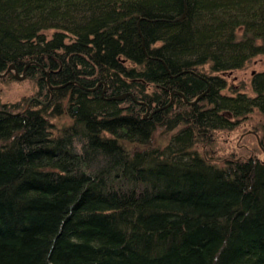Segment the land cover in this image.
<instances>
[{"label":"trees","instance_id":"1","mask_svg":"<svg viewBox=\"0 0 264 264\" xmlns=\"http://www.w3.org/2000/svg\"><path fill=\"white\" fill-rule=\"evenodd\" d=\"M257 54L264 0H0V72L28 64L47 98L2 104L0 264H264V160L196 147L264 115V69L252 94L215 73Z\"/></svg>","mask_w":264,"mask_h":264},{"label":"rangeland","instance_id":"2","mask_svg":"<svg viewBox=\"0 0 264 264\" xmlns=\"http://www.w3.org/2000/svg\"><path fill=\"white\" fill-rule=\"evenodd\" d=\"M47 33L50 34L51 30L49 29ZM208 68V63L198 67L199 70L202 69L205 72L208 71ZM262 69H264V54H257L240 68L215 73L224 77L228 84V87L224 88L223 92L230 93L231 89L241 88V90L252 94L251 76L253 72ZM39 90L38 80L32 76H25L22 79L12 76L0 77V105L5 103V105L9 106L11 103L20 101L23 107L31 105L39 107L40 104H35L34 100L28 103L34 95L47 100V98L39 94ZM60 103L62 112L48 117L53 134L58 133L60 128L67 126L73 119L74 111H72V107L75 106V102L69 104L70 101L66 97ZM51 107L49 110H51ZM263 122L264 115L254 109L245 117H241L234 127L214 129L208 144L197 142L196 147L217 164H222L226 158L247 159L255 157L264 160V152L258 145L256 136L259 134L261 139L264 138L261 129V123ZM176 130L177 128L166 130L162 126H157L153 132L151 143L154 145H165ZM126 145L129 146L128 143Z\"/></svg>","mask_w":264,"mask_h":264},{"label":"water","instance_id":"3","mask_svg":"<svg viewBox=\"0 0 264 264\" xmlns=\"http://www.w3.org/2000/svg\"><path fill=\"white\" fill-rule=\"evenodd\" d=\"M184 15H185V12H183L182 14H180L179 16H177V19H180V18H182V17H184ZM11 68H15V76L17 77V78H20V76L18 75V71H17V69H16V67L14 66V64L13 63H11L8 67H7V69L5 70V72H3V73H1L0 72V76H4ZM46 72V74H47V76H48V71H45ZM49 81V80H48ZM62 85H64V84H62ZM60 85H56V86H53V87H59ZM96 88V86H94V87H88V88H86V89H88V90H94ZM178 93L184 98V100L186 101V102H188V103H190V104H194L202 95H203V93H200V94H198L194 99H188V98H186V96L181 92V91H178ZM172 94H173V91H172ZM126 95H131L132 96V98L134 99V100H136L135 99V97L132 95V93L131 92H124V93H122V94H119V95H113V96H108V97H106L107 99H115V100H120V99H122V98H124ZM158 109V108H157ZM0 111H2V110H0ZM262 147L264 148V139H263V143H262Z\"/></svg>","mask_w":264,"mask_h":264},{"label":"bare ground","instance_id":"4","mask_svg":"<svg viewBox=\"0 0 264 264\" xmlns=\"http://www.w3.org/2000/svg\"><path fill=\"white\" fill-rule=\"evenodd\" d=\"M27 66H28V64L23 68V71H22L21 74L19 73L18 69L16 68L17 71H18V75L20 76V78H17V77L15 76V68H11V69H10V70H9L4 76H0V77H5V78H6V75H7L11 70H13L12 76H13L14 78H17V79H22L23 77H25V73H26ZM6 69H7V68H6ZM6 69H5V70H6ZM5 70H4L3 72H5ZM3 72H1V73H3ZM45 75H46V82H47L48 86L51 87V89H57V88H60V87L63 86V85H61V86H59V87H53V85H51L50 82L48 81V80H49V73H48V76H47V74H46V72H45ZM126 96H127V95H126ZM126 96H125V97H126ZM128 96H130V97L132 98L131 95H128ZM125 97H124V98H125ZM124 98H122V99H120V100H123ZM132 100L135 101V102H137V103H142V102H140V101L134 100L133 98H132ZM22 101H24V100H22ZM171 102H172V99H171V101H170L169 103H171ZM169 103H168V104H169ZM168 104H167V105H168ZM189 104H190V103H189ZM167 105H166V106H167ZM164 107H165V106H164ZM1 110H2V111H0V112H5V113L10 114V115H17V114H12V113L6 111L5 109H1ZM76 110H77V106H74L72 111L76 112ZM156 110H158V109H156ZM156 110H155V111H156ZM148 112H149V107L147 106L146 113H144V118L147 117ZM256 136H257V138L259 139L258 135H256ZM262 143H263V142H262ZM260 146H261L262 151L264 152V148L262 147L261 144H260Z\"/></svg>","mask_w":264,"mask_h":264},{"label":"flooded vegetation","instance_id":"5","mask_svg":"<svg viewBox=\"0 0 264 264\" xmlns=\"http://www.w3.org/2000/svg\"><path fill=\"white\" fill-rule=\"evenodd\" d=\"M12 73H13V70H11L6 76H9V75H11L12 76ZM172 94V93H171ZM173 97H174V92H173V94L171 95V99L173 100ZM30 101H28V103H29ZM1 109H3V107H2V105H0V110ZM78 109V108H77ZM77 111V110H76ZM146 113V112H145ZM148 115V114H147ZM257 134V133H256ZM258 137H259V139L257 138V142H258V145L260 146V144L262 145V142H263V139L264 138H262L261 139V137L259 136V134H258ZM260 148H261V146H260Z\"/></svg>","mask_w":264,"mask_h":264}]
</instances>
